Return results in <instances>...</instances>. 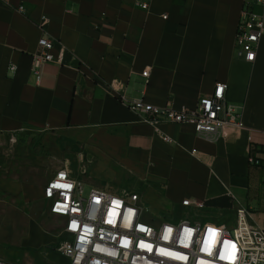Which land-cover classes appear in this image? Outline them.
Here are the masks:
<instances>
[{"label": "crops", "instance_id": "0c3cea01", "mask_svg": "<svg viewBox=\"0 0 264 264\" xmlns=\"http://www.w3.org/2000/svg\"><path fill=\"white\" fill-rule=\"evenodd\" d=\"M243 10L244 0H0V244L18 250L10 263L66 262L50 252L64 238L39 218L55 216L45 187L61 169L84 187L138 193L159 214L195 210L183 207L190 200L205 204L207 222L246 208L264 228V167L249 161L251 148L264 154V39L255 62L238 55ZM44 33L66 48L65 64L38 76ZM218 82L243 123L218 139L145 123L122 100L195 112Z\"/></svg>", "mask_w": 264, "mask_h": 264}, {"label": "built area", "instance_id": "2783aa9c", "mask_svg": "<svg viewBox=\"0 0 264 264\" xmlns=\"http://www.w3.org/2000/svg\"><path fill=\"white\" fill-rule=\"evenodd\" d=\"M257 6L264 7V0H244L237 31L236 52L248 63L256 61L258 45L264 39V14L254 10ZM140 7L147 9L148 5ZM16 10L23 13L25 7ZM39 47L34 55L38 76L46 63L65 64L66 48L47 34L39 40ZM143 75L148 78L150 70ZM228 90V83H216L213 94L202 98L195 112L157 107L144 100H122L145 123L189 124L199 137L218 139L227 128L243 127L242 116L227 101ZM164 140L173 141L170 137ZM249 161L263 168L264 154L251 148ZM84 190L66 169L58 171L45 187L51 214L64 220L65 237L57 248L66 259L63 264H264V228L253 222L246 208L237 210L233 230L191 216L178 223L156 226L146 221V209L138 193L114 194L93 188L85 196ZM182 205L195 206L197 210L206 208L205 204L190 200ZM0 264L13 263L0 258Z\"/></svg>", "mask_w": 264, "mask_h": 264}, {"label": "rangeland", "instance_id": "374dc122", "mask_svg": "<svg viewBox=\"0 0 264 264\" xmlns=\"http://www.w3.org/2000/svg\"><path fill=\"white\" fill-rule=\"evenodd\" d=\"M257 173H258L257 176L259 177V183L261 185L260 186L261 190H263L264 189V169L258 170ZM84 189H85L84 190V194H85V196H87L88 193L90 192V190L92 189V187L90 185L86 184ZM143 206L146 209V214H145L146 221H149V222L153 223V225H156V226L161 224V223H163V222L178 223L182 219H185L187 217L188 213L192 215L191 216L192 219H197L199 221H202L203 223H207V221H211L210 219H208L209 216L205 215L206 212H207L206 209H203V210L195 209L194 210V209H175V208H170L164 214H159L151 206L150 207L149 206L146 207L145 205H143ZM49 211H50V208H49ZM194 213H196V214L198 213L199 215L195 216ZM47 217L49 218V221L51 222V224L53 226L52 227V231L56 235H58L59 242H60L64 238L63 236L65 235L64 232H63V228H62L61 218H59L58 216H39L40 219L41 218L46 219ZM213 225H215L216 227L225 226L228 229L233 230L236 227V225H237V217L233 216V215H230V216H228V218H226L224 220V224L223 225H222V223L220 221H214ZM0 232L1 233H5V231H3V229L0 230ZM6 239H7V237H6ZM4 250H6V251H4ZM17 251L18 250L13 248L10 243L2 242L0 244V258L5 260V261H7V262L12 261V259L10 257H6L5 254H10L11 255L12 253L17 252ZM50 252L52 254H55V256L60 257L61 258L60 259L61 262L64 261L63 258H62V255L60 253H57L55 250H51Z\"/></svg>", "mask_w": 264, "mask_h": 264}, {"label": "snow or ice", "instance_id": "6c2138e0", "mask_svg": "<svg viewBox=\"0 0 264 264\" xmlns=\"http://www.w3.org/2000/svg\"><path fill=\"white\" fill-rule=\"evenodd\" d=\"M59 187H70V185H59Z\"/></svg>", "mask_w": 264, "mask_h": 264}]
</instances>
